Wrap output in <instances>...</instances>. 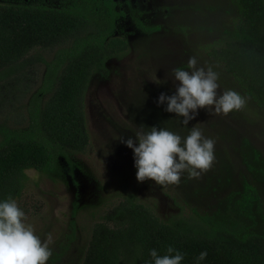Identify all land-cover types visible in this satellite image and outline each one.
Returning <instances> with one entry per match:
<instances>
[{
  "label": "trees",
  "instance_id": "obj_1",
  "mask_svg": "<svg viewBox=\"0 0 264 264\" xmlns=\"http://www.w3.org/2000/svg\"><path fill=\"white\" fill-rule=\"evenodd\" d=\"M57 1L58 6L0 1V94L17 105L0 122V264H7L8 207L20 198L27 171L51 176L66 162L72 172L71 157L90 145V82L107 77V63L128 51L126 38L116 35L125 17L117 1ZM231 1L237 20L206 53L264 109V0ZM133 19L145 33L161 29ZM167 103L173 104L167 101L156 112L159 123L148 128L160 158L167 157L161 147L173 143L166 136L180 123L167 113H182ZM236 150L238 181L230 180L223 163L219 168L226 170L205 174L194 192L212 202L187 203L162 217L126 192L90 228L79 264H264V155L245 137ZM175 157V168L184 170L185 158Z\"/></svg>",
  "mask_w": 264,
  "mask_h": 264
},
{
  "label": "rangeland",
  "instance_id": "obj_2",
  "mask_svg": "<svg viewBox=\"0 0 264 264\" xmlns=\"http://www.w3.org/2000/svg\"><path fill=\"white\" fill-rule=\"evenodd\" d=\"M115 1L125 12L116 35L126 38L128 51L107 63V77L94 76L90 82L85 97L90 145L71 157V173L66 162L51 176L27 171L20 198L8 207L7 264H79L90 228L126 192L166 217L187 203L212 202L194 192L205 174L219 175L223 163L230 180L238 181L240 137L264 155V109L206 53L207 45L237 20L235 4ZM9 2L59 5L57 0ZM133 16L161 29L140 31ZM167 101L173 103H167L170 109L176 103L182 113H167V118L176 117L180 123L170 138L166 136L173 143L161 147L167 157L160 158V147L152 143L148 128L159 123L156 112ZM16 109L0 94V122ZM175 156L185 158L184 170L175 168Z\"/></svg>",
  "mask_w": 264,
  "mask_h": 264
}]
</instances>
